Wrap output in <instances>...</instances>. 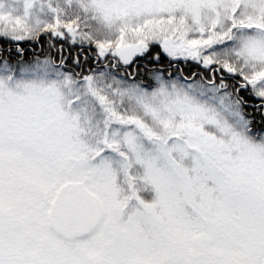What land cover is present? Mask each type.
Instances as JSON below:
<instances>
[{
	"label": "snow or ice",
	"instance_id": "obj_1",
	"mask_svg": "<svg viewBox=\"0 0 264 264\" xmlns=\"http://www.w3.org/2000/svg\"><path fill=\"white\" fill-rule=\"evenodd\" d=\"M44 33L211 75L0 48V264H264V0H0V43Z\"/></svg>",
	"mask_w": 264,
	"mask_h": 264
},
{
	"label": "trees",
	"instance_id": "obj_2",
	"mask_svg": "<svg viewBox=\"0 0 264 264\" xmlns=\"http://www.w3.org/2000/svg\"><path fill=\"white\" fill-rule=\"evenodd\" d=\"M49 33H44L41 35L39 41H19V42H9L0 43V48H10L11 54L8 57L10 63L14 66L19 67L20 63L35 62L37 58L41 61L49 59L53 61L57 66H59L61 71L67 72L74 75L76 78L80 79L84 75L98 74L101 71L107 70L111 71L117 79H122L125 81L141 82L145 85L149 83L155 86V81L152 79V71L156 68H164L170 70L175 75L189 76L190 74H196V77H204L207 79L211 75L208 69H204L202 65L197 64L194 61H179L175 63L174 61H166L161 56V62H156L155 60L149 58L148 54L140 57L136 64H134L128 70H122L119 66L118 61H114V64H110V61H96L95 57L97 55V50L95 45H90L88 43L81 44L77 42L73 44L70 37L59 40V38L53 39ZM89 46L90 48H87ZM17 47L23 49V57H18L16 53ZM150 52L155 55L157 52L160 53L159 45H150ZM161 55V53H160ZM63 57V64H61V58ZM79 58L80 63L76 64L75 60ZM115 65V67H113ZM217 78L223 75L226 82L236 83L238 78H233L230 74L226 72L217 73ZM166 78L167 75H166ZM131 79V80H130ZM241 95L245 100H248L250 104L257 103L246 91L241 92ZM247 112H251V108H246ZM257 118H259L257 114Z\"/></svg>",
	"mask_w": 264,
	"mask_h": 264
},
{
	"label": "water",
	"instance_id": "obj_3",
	"mask_svg": "<svg viewBox=\"0 0 264 264\" xmlns=\"http://www.w3.org/2000/svg\"><path fill=\"white\" fill-rule=\"evenodd\" d=\"M53 39L55 40L56 37H54ZM59 40H61V39H59ZM160 53H161V56H162L164 59H169V57H167L166 54L163 53V51H162L161 48H160ZM138 58H140V57H136V58H134L132 64H129V65H124L122 62H119L120 68L123 69V70H127V69L131 68V67L137 62ZM117 59H118V57H117ZM174 62H175V63H178L179 61L176 60V61H174Z\"/></svg>",
	"mask_w": 264,
	"mask_h": 264
},
{
	"label": "flooded vegetation",
	"instance_id": "obj_4",
	"mask_svg": "<svg viewBox=\"0 0 264 264\" xmlns=\"http://www.w3.org/2000/svg\"><path fill=\"white\" fill-rule=\"evenodd\" d=\"M87 48H90L89 46H87ZM139 59V58H138ZM164 59V58H163ZM95 60L96 61H118L117 57H113L111 56V54H109L107 57H104V58H100V59H97V55L95 57ZM166 61H173L171 60L170 58L169 59H165ZM178 61H184L183 59L181 60H178Z\"/></svg>",
	"mask_w": 264,
	"mask_h": 264
},
{
	"label": "rangeland",
	"instance_id": "obj_5",
	"mask_svg": "<svg viewBox=\"0 0 264 264\" xmlns=\"http://www.w3.org/2000/svg\"><path fill=\"white\" fill-rule=\"evenodd\" d=\"M110 64H114V61H110ZM131 80V79H130ZM128 83H131V81H127Z\"/></svg>",
	"mask_w": 264,
	"mask_h": 264
}]
</instances>
